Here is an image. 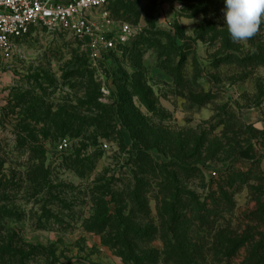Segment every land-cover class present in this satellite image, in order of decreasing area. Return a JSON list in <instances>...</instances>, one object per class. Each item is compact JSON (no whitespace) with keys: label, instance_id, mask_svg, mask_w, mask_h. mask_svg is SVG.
<instances>
[{"label":"rangeland","instance_id":"1","mask_svg":"<svg viewBox=\"0 0 264 264\" xmlns=\"http://www.w3.org/2000/svg\"><path fill=\"white\" fill-rule=\"evenodd\" d=\"M224 7V0H118L112 15L134 35L96 61L64 31L34 25L20 39L0 73V242L12 240L25 264H123L84 229L106 187L109 203H130L142 180L148 220L159 222L161 192L173 178L210 205L229 174L257 159L264 174V149L251 139L264 131V24L253 39L234 43ZM62 140L69 151H57ZM199 140L197 171L168 166L178 145ZM145 144L153 167L141 176L134 161ZM249 184L229 190L233 214H219L216 228L242 233L256 223L264 233V222L249 221L256 209ZM200 227L203 237L214 233ZM50 245L53 257L28 255L31 246ZM153 246L162 249L159 238Z\"/></svg>","mask_w":264,"mask_h":264},{"label":"trees","instance_id":"2","mask_svg":"<svg viewBox=\"0 0 264 264\" xmlns=\"http://www.w3.org/2000/svg\"><path fill=\"white\" fill-rule=\"evenodd\" d=\"M116 1L118 0L108 6L111 14ZM254 132L262 136L253 134L251 139L256 138L264 149V131ZM148 146L150 144L142 145L138 149L134 161L139 170L137 173L141 176L146 174L148 168L153 167L151 157L147 155ZM202 146L201 140L178 145L177 153L172 155L168 166L184 172L197 171L199 159H195V156ZM190 148L193 149L189 151ZM184 151L189 152L182 155ZM76 156L74 164H79L80 150L76 152ZM257 165L260 166V159L252 161L251 168L247 171L229 174L223 182L217 183L216 191L213 193L217 196H211L210 205L202 203L194 193L175 185L177 181L173 178V184L168 187L167 192H161V203L158 206L159 222L148 220L150 210L147 191L144 190V185L140 186L144 183L142 180L137 178L136 185L129 192L127 200L130 203H122L121 198L115 203H109L106 199L109 189L106 187L91 203L92 215L85 221L84 229L100 235L102 244L111 248L121 258L123 264H264V233L255 230L253 225L256 223L247 225L242 233L214 226L215 221L223 218L218 217L219 214H233L235 204L231 201L229 190L237 182H253L248 186L256 209L248 213L249 221L264 222V174L254 168ZM45 175L47 173L43 177ZM44 212L54 216L46 208ZM6 216L10 215L6 213ZM53 218L55 221L58 220L57 215ZM200 226L214 233L212 236L203 237L199 234ZM157 238L162 243V249L153 246ZM13 243L12 240L0 242V264H25L26 254ZM35 250L42 251L47 258L54 255L52 245L31 246L28 255H32ZM241 250L244 253L242 258L238 259L237 255ZM70 264L99 263L80 259Z\"/></svg>","mask_w":264,"mask_h":264},{"label":"built area","instance_id":"3","mask_svg":"<svg viewBox=\"0 0 264 264\" xmlns=\"http://www.w3.org/2000/svg\"><path fill=\"white\" fill-rule=\"evenodd\" d=\"M115 0H0V73L10 65L18 42L31 26L64 31L77 38L96 61L134 35L132 27L116 20L108 6ZM102 95L108 93L101 87ZM58 152L71 149L69 140L56 145Z\"/></svg>","mask_w":264,"mask_h":264},{"label":"clouds","instance_id":"4","mask_svg":"<svg viewBox=\"0 0 264 264\" xmlns=\"http://www.w3.org/2000/svg\"><path fill=\"white\" fill-rule=\"evenodd\" d=\"M224 25L234 43L253 39L264 24V0H224Z\"/></svg>","mask_w":264,"mask_h":264}]
</instances>
